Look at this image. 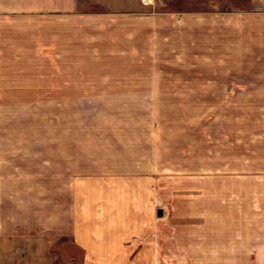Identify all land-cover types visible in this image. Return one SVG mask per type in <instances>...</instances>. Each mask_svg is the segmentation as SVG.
<instances>
[{
  "label": "rangeland",
  "instance_id": "1",
  "mask_svg": "<svg viewBox=\"0 0 264 264\" xmlns=\"http://www.w3.org/2000/svg\"><path fill=\"white\" fill-rule=\"evenodd\" d=\"M27 2L0 0L11 39ZM96 2L81 1L74 14L90 25L73 31L74 93L41 96L43 151L57 136L72 152L75 180L112 172L152 186L154 254L132 255V264H257L241 249L264 234L257 9L248 0H138L135 15L119 16ZM194 9L202 12H178ZM126 19L130 41L119 38ZM8 49L13 56L18 48ZM78 74L88 76L84 86Z\"/></svg>",
  "mask_w": 264,
  "mask_h": 264
},
{
  "label": "crops",
  "instance_id": "2",
  "mask_svg": "<svg viewBox=\"0 0 264 264\" xmlns=\"http://www.w3.org/2000/svg\"><path fill=\"white\" fill-rule=\"evenodd\" d=\"M81 1L87 3L28 0L14 39L9 24L0 23V264H73L75 255L83 256L82 264H132V255L154 254L148 236L153 226L152 186L112 172L98 178L81 174L75 180L72 152L57 144V136H50L43 151L35 113L41 109L43 94L74 93L75 73L67 68L73 31L90 26L74 16ZM94 1L119 16L135 15L138 7V0ZM248 3L257 9L264 27V0ZM42 16H48L45 22ZM125 21L119 38L130 41L136 37ZM10 47L18 48L16 55H11ZM121 47L120 53L127 50ZM77 79L76 84L84 86L82 79L89 78L78 74ZM61 142L68 143V136ZM163 215V210L161 217L156 212L157 218ZM252 239L255 244L244 242L241 249L264 264V234Z\"/></svg>",
  "mask_w": 264,
  "mask_h": 264
},
{
  "label": "water",
  "instance_id": "3",
  "mask_svg": "<svg viewBox=\"0 0 264 264\" xmlns=\"http://www.w3.org/2000/svg\"><path fill=\"white\" fill-rule=\"evenodd\" d=\"M157 216H158V217H161V216H162V210H161V209H159V210L157 211Z\"/></svg>",
  "mask_w": 264,
  "mask_h": 264
}]
</instances>
